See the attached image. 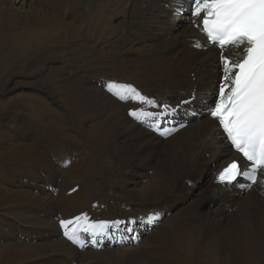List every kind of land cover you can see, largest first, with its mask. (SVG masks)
Masks as SVG:
<instances>
[{
  "label": "bare ground",
  "instance_id": "1",
  "mask_svg": "<svg viewBox=\"0 0 264 264\" xmlns=\"http://www.w3.org/2000/svg\"><path fill=\"white\" fill-rule=\"evenodd\" d=\"M0 6L4 69H24V52L34 60L26 63L33 68L47 59L53 64L48 73L53 84L33 82L34 88L47 93L54 104L58 98L49 90H58L59 107L65 104L73 113L59 111L51 120L45 114L50 115L53 107L40 106L33 97L29 113L22 118L0 113V126L13 123L12 131L25 125L38 127L41 131L35 132V139L47 136L41 140L44 150L58 162V176L62 169L61 174L71 181L63 192L62 206L63 220L72 223L62 229L60 220L43 221L51 227L55 245H71L76 255L78 248L86 247V242L79 246L85 241L78 235L79 226L84 233L89 228L100 233L91 224L95 216L88 220L84 215L89 207L99 208L96 200L104 199L98 203L100 208L109 211L111 220H118L135 209L134 203L147 204L152 198L160 208L162 202L181 197L189 206L180 217L166 220L158 209L160 258L167 254L172 264H264V182L250 185L240 180L242 188L216 181L218 170L238 154L218 120L209 114L223 82L222 51L206 42L202 26H197L200 18L191 14V0H43L42 15L35 6L29 13H18L8 3ZM174 12L181 15L182 25L171 22ZM64 17L72 20L65 22ZM116 17L121 19L114 24ZM4 27L12 43L6 40ZM72 39L79 43L69 52ZM198 42L205 46L196 47ZM47 46L46 55L41 54L40 48ZM14 52L19 58L14 59ZM241 55L242 47L225 49L224 56L234 61ZM23 71L12 75H25ZM4 74L1 92L9 77ZM121 85H132L155 105L138 97L130 99L131 89ZM116 91L124 99L114 95ZM137 109L164 115L144 116L146 122H141L129 114ZM66 131H78V145L64 141L73 137ZM165 134L170 135L165 138ZM34 145L32 141L29 150ZM201 173L206 180L202 188L196 181ZM131 184L140 190L132 194L135 199L126 194L134 189ZM207 202L211 207L201 211ZM77 209L85 211L77 216L79 220L73 213ZM66 230H73L78 248L62 237ZM97 238L98 234L90 240Z\"/></svg>",
  "mask_w": 264,
  "mask_h": 264
},
{
  "label": "rangeland",
  "instance_id": "2",
  "mask_svg": "<svg viewBox=\"0 0 264 264\" xmlns=\"http://www.w3.org/2000/svg\"><path fill=\"white\" fill-rule=\"evenodd\" d=\"M42 2L43 0H22L21 2L20 0H0V5L3 3L11 4L18 13H29L31 7L35 6L37 14L42 15ZM120 19L119 17L114 18L113 23L116 24ZM181 19V15L179 16L178 12H174L171 22H174L176 26H180L182 25ZM64 20L69 22L72 18L67 19L64 17ZM185 24L188 25V22H185ZM4 31L8 35L7 38L5 37L6 40L12 43L11 33L6 27H4ZM70 41L69 52L73 51L79 43V41L73 39ZM1 43L2 39H0ZM48 48V46L40 48V53L46 55ZM1 53L2 51L0 50V70H3L0 71V76L3 77L4 73H8L6 76L9 77L6 80L4 91H0V113H8L10 116L22 118L23 114L29 113V103L33 97L38 102V105L40 104L41 106L42 104L47 107L51 105L53 107L54 111L50 115L44 113L47 117H51V120L58 116L59 111L68 115L73 114L65 104L59 107L61 93L58 90H56L58 93L55 92L53 87L49 90V92L53 91L58 98V104H54L48 100L47 93H42L34 88V83H46V85L50 84L49 86L51 87L53 77H50L48 73L50 71L49 68L53 64L44 59V62H41L39 66L30 67L34 60L29 58V54L24 52L23 56H25L21 58H26L23 62L25 64L23 68H25H20V70H26L23 71L25 75L15 76L12 74L20 70L13 66L4 69V58ZM19 56L16 53L14 59L15 57L19 58ZM28 61L32 62L30 66L26 64ZM48 77L50 79L45 80ZM24 82H31L32 84L21 87L18 85ZM14 85L17 86L15 87ZM70 117L75 122V119L72 116ZM31 122L29 121V123ZM12 124L0 126V264H172L169 255L166 254L164 258L159 257L156 247L159 232L162 230L160 226L161 218L166 220L176 219L189 206L186 202L181 201V197H174L162 202L160 208L152 198L147 201V204L134 203L135 209L125 215L121 213L120 216H123L118 220H111L108 217L109 211L105 212V210L100 208L98 203L100 200L104 201V199L96 200L94 204H97L96 207L99 208L93 207L91 209L89 207L87 210L89 213H86L87 215L84 214L88 217L86 219L89 220L95 216L96 220L123 223H119L118 227L113 226L109 235H103L102 232L98 233L97 241L99 243L95 240L91 241V236L88 233H84L79 226L81 232L78 235L82 240H85L81 242H86L87 248L79 249L74 245L79 250L76 255L71 245L65 247L55 245L52 229L43 221L45 219L55 222L63 220L66 213L63 212L62 206V198L65 196L63 192H65L71 181L68 178H64V175L61 174L62 169L59 172L60 176H58L57 172L60 169L58 162L54 160L50 152L44 150V142L41 140L47 136H42L41 138L37 135L35 139L34 134L41 131L38 127L32 128L29 125L28 128L25 125L24 129L20 131H12L11 127H14ZM66 134H71L73 137H67V139H64L65 142L75 141L74 144L78 145L76 141L79 135L78 131L76 133L74 131H66ZM169 135L165 134V138L169 137ZM32 141L35 142L33 149L35 152L29 150V145L31 146ZM33 153L34 155H32ZM196 181L202 188L206 180L201 173L196 176ZM123 185L124 182H121L120 186ZM131 185L134 189L126 194L135 199L136 195L132 194H138L140 190L135 185ZM66 192L68 193V191ZM192 198H195V195ZM137 199L142 201L141 198ZM210 207L211 205L207 202L200 207V210L204 211ZM66 209L69 210L68 208ZM158 209L160 213H164L161 218L159 217ZM80 211L81 209H77L73 213L77 217L85 212ZM60 221L59 226L63 229ZM126 227L131 228L132 231H125ZM82 236H84V239ZM62 237L71 243L64 233H62Z\"/></svg>",
  "mask_w": 264,
  "mask_h": 264
},
{
  "label": "snow or ice",
  "instance_id": "3",
  "mask_svg": "<svg viewBox=\"0 0 264 264\" xmlns=\"http://www.w3.org/2000/svg\"><path fill=\"white\" fill-rule=\"evenodd\" d=\"M192 16L200 18L202 30L207 43L221 49L241 48L242 55L238 60L220 54L219 60L223 69L222 83L219 86L217 99L209 109V114L218 120L225 138L244 160H232L218 174V181L229 184L240 183L243 178L256 184L264 182V0H191ZM204 44L197 43L202 48ZM131 89L130 99L136 97L143 103L155 105L151 98L139 94L132 85H121ZM109 91H112L111 85ZM124 99L119 91L113 92ZM187 103V101H185ZM168 109V105H164ZM143 109L130 111L134 118L146 122L144 116L153 119L164 113H143ZM86 215V214H85ZM75 219L79 220V217ZM72 221L61 220L66 228ZM118 221L93 220L92 225L100 226L103 235H109ZM90 236L97 231L87 229ZM125 231H132L126 227ZM64 235L75 243L73 230H66ZM99 243V241H97ZM83 248V242L79 245Z\"/></svg>",
  "mask_w": 264,
  "mask_h": 264
}]
</instances>
